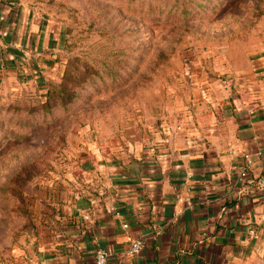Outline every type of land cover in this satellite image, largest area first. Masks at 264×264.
I'll return each mask as SVG.
<instances>
[{
	"label": "rangeland",
	"instance_id": "1",
	"mask_svg": "<svg viewBox=\"0 0 264 264\" xmlns=\"http://www.w3.org/2000/svg\"><path fill=\"white\" fill-rule=\"evenodd\" d=\"M22 1L55 31L58 67L42 83L0 81V261L33 246L39 206L76 163L161 149L218 66L264 61V0Z\"/></svg>",
	"mask_w": 264,
	"mask_h": 264
},
{
	"label": "crops",
	"instance_id": "2",
	"mask_svg": "<svg viewBox=\"0 0 264 264\" xmlns=\"http://www.w3.org/2000/svg\"><path fill=\"white\" fill-rule=\"evenodd\" d=\"M55 40L38 8L0 0V81L42 83L58 67ZM217 70L161 149L76 163L62 197L39 206L33 246L0 264H94L100 247L108 264H249L264 252V188L252 182L264 172V61ZM136 239L145 247L130 255Z\"/></svg>",
	"mask_w": 264,
	"mask_h": 264
},
{
	"label": "built area",
	"instance_id": "3",
	"mask_svg": "<svg viewBox=\"0 0 264 264\" xmlns=\"http://www.w3.org/2000/svg\"><path fill=\"white\" fill-rule=\"evenodd\" d=\"M224 83H227L226 80H223ZM250 162L247 161L246 165ZM241 175H246V168L241 171ZM255 187L264 188V172L258 176L255 180L252 181ZM145 241L142 239L133 240L128 248V253L130 255H136L145 247ZM109 250L106 247H100L96 250L94 256V264H108L109 259Z\"/></svg>",
	"mask_w": 264,
	"mask_h": 264
}]
</instances>
